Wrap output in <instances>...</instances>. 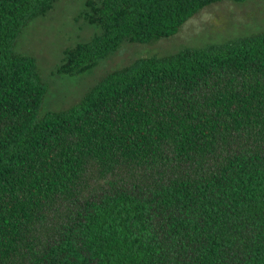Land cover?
Masks as SVG:
<instances>
[{
    "label": "trees",
    "instance_id": "trees-1",
    "mask_svg": "<svg viewBox=\"0 0 264 264\" xmlns=\"http://www.w3.org/2000/svg\"><path fill=\"white\" fill-rule=\"evenodd\" d=\"M57 0H0V264H264V30L115 69L69 108L17 51ZM223 0H85L77 75ZM243 2L246 0H228Z\"/></svg>",
    "mask_w": 264,
    "mask_h": 264
},
{
    "label": "rangeland",
    "instance_id": "rangeland-1",
    "mask_svg": "<svg viewBox=\"0 0 264 264\" xmlns=\"http://www.w3.org/2000/svg\"><path fill=\"white\" fill-rule=\"evenodd\" d=\"M84 2L57 0L45 15L31 20L16 41L17 51L36 59L46 83L41 112L69 108L106 74L137 58L221 44L264 30V0H223L204 7L169 37L152 43L124 42L87 72L57 74L54 70L63 49L87 41L99 31L79 17Z\"/></svg>",
    "mask_w": 264,
    "mask_h": 264
}]
</instances>
